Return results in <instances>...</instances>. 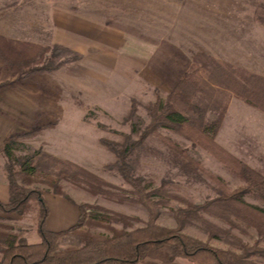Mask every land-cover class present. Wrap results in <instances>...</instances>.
Masks as SVG:
<instances>
[{
    "label": "rangeland",
    "instance_id": "1",
    "mask_svg": "<svg viewBox=\"0 0 264 264\" xmlns=\"http://www.w3.org/2000/svg\"><path fill=\"white\" fill-rule=\"evenodd\" d=\"M262 4L264 0H0L1 34L46 46L60 43L79 54L77 60L56 71L22 80L0 60V180L7 181L2 152L5 141L13 133L30 131V136L18 140L14 153L39 157L35 181L29 185L42 191L50 207L47 228L67 229L78 217L74 205L53 194V184L76 202L103 208L97 212L106 217L94 220V227L66 233L59 248L81 245L80 236L85 233L99 237L120 231L124 226L111 220L114 212L136 219L127 230L145 224L146 209L135 201L130 186L112 166L115 156L102 140L138 139L149 119L144 105L157 96L165 100L196 56L207 55L264 75V24L254 18ZM109 20L132 25L151 40L115 28ZM68 57L65 54L60 59ZM218 98L227 110L217 142L264 174V111L229 93H220ZM159 133L171 138L186 154L177 153V158L159 136L146 137L129 159L134 174L147 187L164 183L169 193L187 196L196 203L214 197L216 180L205 177L195 163L220 176L230 189L243 184L182 136L166 129ZM54 159L73 162L102 184L95 187L69 176L60 178L58 171L63 165ZM245 199L264 206V198ZM171 205L161 209L157 222L172 228L176 225L173 209L181 203L172 198ZM39 211L31 201L21 214L3 213L0 236L40 241ZM204 217L229 227L211 215ZM182 231L214 247L239 251L231 240L208 239L199 224H189ZM230 233L246 244L259 239L249 227L244 231L233 228ZM257 261L264 263L262 258ZM141 264L193 263L149 254Z\"/></svg>",
    "mask_w": 264,
    "mask_h": 264
},
{
    "label": "trees",
    "instance_id": "2",
    "mask_svg": "<svg viewBox=\"0 0 264 264\" xmlns=\"http://www.w3.org/2000/svg\"><path fill=\"white\" fill-rule=\"evenodd\" d=\"M254 18L264 24V4L256 8ZM108 24L136 37L151 40L132 25L112 20ZM65 54L70 57L60 59ZM78 58L79 54L60 43L46 46L0 33V60L10 72L18 74L21 80L34 74L56 71L70 60ZM220 93H229L264 111V75L243 70L232 63L207 55L196 56L190 68L173 83L165 100L157 96L154 102L144 105L149 119L138 139L131 140V137L125 136L121 142L102 140L115 156L112 166L130 186L135 201L146 209L147 221L143 226L127 230L126 227L136 219L114 212L111 220L123 224V229L99 237L89 233L82 234L80 239L83 243L75 247L59 248L58 243L66 233L83 226L94 227V220L106 218L97 212V209L103 208L76 202L57 184H53V194L74 205L78 217L67 229H48L45 221L49 208L42 191L29 185L35 181L33 176L39 167V157L34 154L18 157L14 153L18 140L32 133L26 131L11 134L2 147L10 196L8 202L0 201V211L5 214H21L28 203H36L40 209V241L29 242L24 236L1 235L0 264H141L149 254H161L193 264H264L257 261V258L264 259V245H261L264 240V206L245 199L246 196L264 198V174L217 142L216 136L227 110L218 98ZM160 129L182 136L191 146L203 150L240 178L243 184L230 189L220 176L195 163L205 177L216 180L217 185L213 186L216 191L214 197L196 203L187 196L169 193L164 183L158 187H147L134 174V167L129 159L132 151L140 148L146 137L154 134L159 136L177 158L178 155L186 154L171 138L160 135ZM131 130L135 132L136 126L133 125ZM54 160L63 165L58 171L60 178L69 176L81 182H91L95 187L102 184L98 177L73 162ZM172 198L177 199L181 205L173 209L176 225L171 228L160 225L157 220L162 208H172ZM204 214L223 221L229 227L223 228L204 217ZM1 218L3 217L0 216ZM192 223L199 224L208 239L231 240L239 251L214 247L207 241L184 233L182 230ZM246 227L254 229L258 234L259 239L252 244L243 243L230 233L233 228L244 231Z\"/></svg>",
    "mask_w": 264,
    "mask_h": 264
},
{
    "label": "crops",
    "instance_id": "3",
    "mask_svg": "<svg viewBox=\"0 0 264 264\" xmlns=\"http://www.w3.org/2000/svg\"><path fill=\"white\" fill-rule=\"evenodd\" d=\"M9 196L10 195H9V185H8V182L6 180H0V201H2V202H8ZM49 210H50V207H49ZM2 214L3 213H1V211H0V216H2ZM49 215H50V213H49ZM49 215H48V217H49ZM48 217H47V219H48ZM47 219H46V221H47Z\"/></svg>",
    "mask_w": 264,
    "mask_h": 264
}]
</instances>
